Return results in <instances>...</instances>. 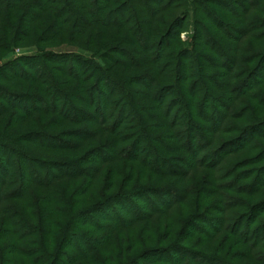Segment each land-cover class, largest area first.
<instances>
[{
    "label": "rangeland",
    "instance_id": "374dc122",
    "mask_svg": "<svg viewBox=\"0 0 264 264\" xmlns=\"http://www.w3.org/2000/svg\"><path fill=\"white\" fill-rule=\"evenodd\" d=\"M6 5L0 199L34 184L0 247L38 252L14 264H264V0Z\"/></svg>",
    "mask_w": 264,
    "mask_h": 264
},
{
    "label": "trees",
    "instance_id": "16d2710c",
    "mask_svg": "<svg viewBox=\"0 0 264 264\" xmlns=\"http://www.w3.org/2000/svg\"><path fill=\"white\" fill-rule=\"evenodd\" d=\"M7 7H8V10H7ZM4 10H5V12H10L9 6L6 5L0 11V20L2 21V24H3V22L5 24V18L3 16V13H5V12H3ZM12 10H15V8H13ZM76 12H77V10H73L72 9L71 12H69V14H71V16L73 18H75V15L77 14ZM72 24H75V21H72ZM0 164H2V163H0ZM22 165L23 164L21 162V167H22ZM18 168L20 169V166H18ZM3 172H5V171H3ZM24 177H25V175H21V173H20L19 178H18V181H17V183H15V184H20V187L22 189V191L20 192V194H17V193L15 194L14 193L12 195H6V196L2 197V201L0 199V203L3 202V201H14L15 203H22L28 197H30V200H32V196L30 194V188H31L30 186H32L34 183H32V182L30 183V181L26 180ZM80 177H82V176H80V175H75L74 176L73 174H70L69 175V173H64L63 172V174L61 173V174L57 175L55 179H57V180L58 179H60V180L61 179L62 180H70V179L71 180H75V179H79ZM23 183H24V186L22 187L21 184H23ZM28 183H30V185ZM10 184H14V183H12V181H10ZM39 184H43V183H38L37 185H39ZM4 185L6 187V184L5 183H4ZM50 185H51V183L49 185H47V184L40 185V187L41 186H44V187H48L49 188ZM84 194H85V192H84ZM27 204H28V206H26V205L23 206L22 205V207H24L27 211H29V210H31L30 209V206H32V205H31V202H28ZM44 204L47 205V206H49V208H50V206L52 204H55V201H54V199H50V200L45 201ZM36 206L37 207L39 206V203L38 202L36 203ZM47 213H49L48 212V209H47ZM0 215L1 216H4L6 225L9 228H13L14 226L17 227L19 225H23V228L24 227H28L27 222L24 220V218H26L27 216L24 214V212H22L20 210H15V207H13L11 209H1L0 210ZM34 217H35V215H34ZM31 218H32V216H31ZM15 220H18V222L16 223ZM98 222H100V221H97L96 220V223L97 224H98ZM49 227L47 226V228H49ZM6 232H7V233H5L6 238H13V239H15L18 242H22L24 240V239L22 240V235H20V236L17 235L18 234L17 231H14V230L10 229V230H7ZM36 232L37 233L38 232H42V230L39 228V229H37ZM2 238H3V236H2ZM44 246L43 247L42 246L40 247L39 253L40 252H45L46 254L48 253L47 249ZM8 253L11 255V257L12 256L13 257L14 256H19L21 258H24V259L29 260L32 256L35 257V255L38 252H34L33 253L32 251L31 252H28V251H22V250H17V249L16 250L15 249L14 250L8 249V251H6V250L4 251L0 247V264H14L15 260H14L13 257L11 259H7V260L5 259V254H8ZM40 258L41 257H38V259L40 261L39 264L42 263V262H44V259H40ZM84 258L86 260V257H84ZM198 264H201V263L199 262Z\"/></svg>",
    "mask_w": 264,
    "mask_h": 264
}]
</instances>
